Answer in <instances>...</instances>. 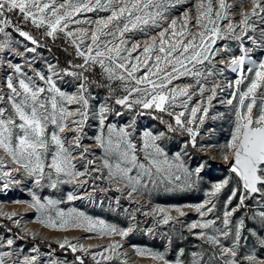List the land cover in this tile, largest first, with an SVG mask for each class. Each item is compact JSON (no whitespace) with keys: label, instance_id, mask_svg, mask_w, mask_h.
<instances>
[{"label":"rangeland","instance_id":"374dc122","mask_svg":"<svg viewBox=\"0 0 264 264\" xmlns=\"http://www.w3.org/2000/svg\"><path fill=\"white\" fill-rule=\"evenodd\" d=\"M249 120L264 0H0V264H264Z\"/></svg>","mask_w":264,"mask_h":264},{"label":"water","instance_id":"95a60500","mask_svg":"<svg viewBox=\"0 0 264 264\" xmlns=\"http://www.w3.org/2000/svg\"><path fill=\"white\" fill-rule=\"evenodd\" d=\"M264 163V126L253 128L245 122L241 137L232 152L231 164L237 168L250 196L259 193L258 186L264 182L259 168Z\"/></svg>","mask_w":264,"mask_h":264},{"label":"trees","instance_id":"16d2710c","mask_svg":"<svg viewBox=\"0 0 264 264\" xmlns=\"http://www.w3.org/2000/svg\"><path fill=\"white\" fill-rule=\"evenodd\" d=\"M8 14L7 16L11 20H14V15L12 14L8 15ZM21 28L23 29L24 27H21ZM23 30H26V32L30 33V35L38 42L39 45H41L50 54H52L60 66L68 67L72 64H78L77 62L80 61V59L78 58V55H76L73 52V50L64 43V41L62 40V37L59 34H55L52 36L39 35L40 30L36 28H29V29L24 28ZM93 79L94 78L91 77L90 80H93ZM6 227L10 231H13L12 228L9 227L8 225H6ZM52 248L58 252H66L68 254H71L66 249H58L55 246H52ZM86 264H89V263H86Z\"/></svg>","mask_w":264,"mask_h":264}]
</instances>
